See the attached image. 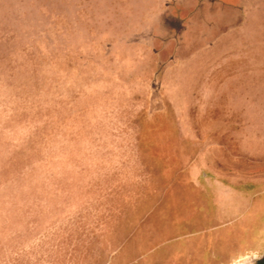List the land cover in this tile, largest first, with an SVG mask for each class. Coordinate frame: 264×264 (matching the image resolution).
Returning <instances> with one entry per match:
<instances>
[{
  "label": "rangeland",
  "instance_id": "obj_1",
  "mask_svg": "<svg viewBox=\"0 0 264 264\" xmlns=\"http://www.w3.org/2000/svg\"><path fill=\"white\" fill-rule=\"evenodd\" d=\"M264 0H0V264H263Z\"/></svg>",
  "mask_w": 264,
  "mask_h": 264
},
{
  "label": "trees",
  "instance_id": "obj_2",
  "mask_svg": "<svg viewBox=\"0 0 264 264\" xmlns=\"http://www.w3.org/2000/svg\"><path fill=\"white\" fill-rule=\"evenodd\" d=\"M263 264H264V262H263Z\"/></svg>",
  "mask_w": 264,
  "mask_h": 264
}]
</instances>
